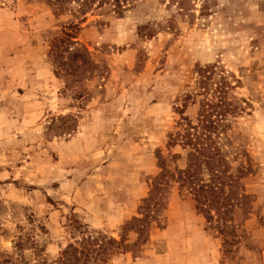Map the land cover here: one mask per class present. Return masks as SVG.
Returning a JSON list of instances; mask_svg holds the SVG:
<instances>
[{"label":"rangeland","instance_id":"obj_1","mask_svg":"<svg viewBox=\"0 0 264 264\" xmlns=\"http://www.w3.org/2000/svg\"><path fill=\"white\" fill-rule=\"evenodd\" d=\"M48 1L0 0V264H56L84 235L104 243L90 264H264L262 0H105L78 36L97 66L78 101L47 55L72 17ZM215 63L251 103L231 155L248 169L231 245L177 188L141 209L185 96ZM17 236L43 250L16 249Z\"/></svg>","mask_w":264,"mask_h":264},{"label":"trees","instance_id":"obj_2","mask_svg":"<svg viewBox=\"0 0 264 264\" xmlns=\"http://www.w3.org/2000/svg\"><path fill=\"white\" fill-rule=\"evenodd\" d=\"M128 1L123 0L126 4ZM48 2L63 3L59 15L69 14L72 17L49 41V61L56 77L65 82V90L73 93L74 100H82L86 92L84 82L94 76L97 66L78 36L88 19L87 15L102 9L105 0ZM71 4H76V7ZM258 5L264 12V0ZM210 11L205 5L201 15H208ZM141 35L151 36L142 31ZM241 84V80L230 77L219 63L206 65L199 71L193 93L184 98L180 111L182 116L168 134L169 158L162 153L158 156L159 172L152 178L150 193L141 206L147 217L152 211L163 209L169 195L177 188L190 196L197 212L224 237L225 244L237 241L235 237L232 240L226 237L235 236L234 212L243 207L248 199L242 194V180L248 175V169L240 164L236 166L237 160L231 156L238 120L251 107V103L234 93ZM190 101L197 106L193 119L183 116ZM72 127L73 124L67 126L69 131H74ZM174 149H179V152L173 153ZM70 226L75 232H81V227ZM16 239L15 248L20 251L26 250V247L36 254L43 250L30 238L17 236ZM108 243L114 245L116 242L109 240ZM103 244L91 235H84L66 247L56 264H81L83 257L84 264H90V257L94 252L98 254Z\"/></svg>","mask_w":264,"mask_h":264}]
</instances>
